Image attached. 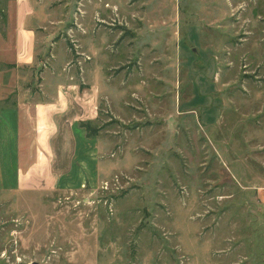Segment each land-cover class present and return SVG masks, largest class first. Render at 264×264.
<instances>
[{
	"label": "rangeland",
	"instance_id": "rangeland-1",
	"mask_svg": "<svg viewBox=\"0 0 264 264\" xmlns=\"http://www.w3.org/2000/svg\"><path fill=\"white\" fill-rule=\"evenodd\" d=\"M8 1L0 61L14 53ZM49 9L62 22L47 44L71 53L96 102L80 128L102 149L66 191L17 189L0 120V264H264V0Z\"/></svg>",
	"mask_w": 264,
	"mask_h": 264
},
{
	"label": "crops",
	"instance_id": "crops-1",
	"mask_svg": "<svg viewBox=\"0 0 264 264\" xmlns=\"http://www.w3.org/2000/svg\"><path fill=\"white\" fill-rule=\"evenodd\" d=\"M52 2L8 1L14 9L15 27L9 36L14 53L8 61H0L9 65L0 70L1 79L7 77L6 85L0 84V103L5 105L0 107V120L7 129V140L1 141L10 147L6 160L14 168L11 183L22 190L66 191L69 184L77 183L79 167L102 149L97 138H86L80 128V122L94 116L93 95L88 89L80 92L72 82L73 73L65 66L71 53L59 42L47 44L53 24L62 22L49 9ZM48 52L50 61L45 64ZM0 160L6 167V160Z\"/></svg>",
	"mask_w": 264,
	"mask_h": 264
}]
</instances>
